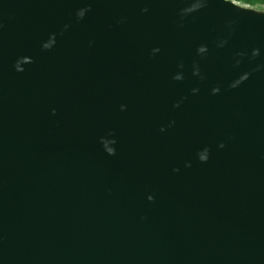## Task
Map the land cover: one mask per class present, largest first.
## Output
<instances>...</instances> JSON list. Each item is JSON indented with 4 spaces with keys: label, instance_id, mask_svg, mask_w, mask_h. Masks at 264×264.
<instances>
[{
    "label": "water",
    "instance_id": "obj_1",
    "mask_svg": "<svg viewBox=\"0 0 264 264\" xmlns=\"http://www.w3.org/2000/svg\"><path fill=\"white\" fill-rule=\"evenodd\" d=\"M0 264H264V9L0 0Z\"/></svg>",
    "mask_w": 264,
    "mask_h": 264
},
{
    "label": "rangeland",
    "instance_id": "obj_2",
    "mask_svg": "<svg viewBox=\"0 0 264 264\" xmlns=\"http://www.w3.org/2000/svg\"><path fill=\"white\" fill-rule=\"evenodd\" d=\"M242 5H248V6H252V7H255L257 9H264V3H254V4H251V3H247L243 0H234Z\"/></svg>",
    "mask_w": 264,
    "mask_h": 264
},
{
    "label": "trees",
    "instance_id": "obj_3",
    "mask_svg": "<svg viewBox=\"0 0 264 264\" xmlns=\"http://www.w3.org/2000/svg\"><path fill=\"white\" fill-rule=\"evenodd\" d=\"M247 3H251V4H254V3H264V0H243Z\"/></svg>",
    "mask_w": 264,
    "mask_h": 264
}]
</instances>
